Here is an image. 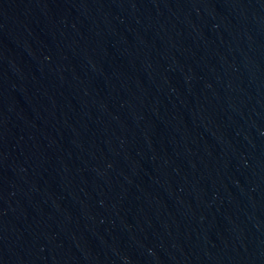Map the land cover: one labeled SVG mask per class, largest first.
I'll list each match as a JSON object with an SVG mask.
<instances>
[{"label": "water", "instance_id": "1", "mask_svg": "<svg viewBox=\"0 0 264 264\" xmlns=\"http://www.w3.org/2000/svg\"><path fill=\"white\" fill-rule=\"evenodd\" d=\"M0 264H264V0H0Z\"/></svg>", "mask_w": 264, "mask_h": 264}]
</instances>
